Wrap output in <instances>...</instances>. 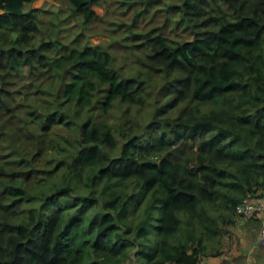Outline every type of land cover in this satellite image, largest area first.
I'll list each match as a JSON object with an SVG mask.
<instances>
[{"label": "trees", "instance_id": "1", "mask_svg": "<svg viewBox=\"0 0 264 264\" xmlns=\"http://www.w3.org/2000/svg\"><path fill=\"white\" fill-rule=\"evenodd\" d=\"M32 1L0 0V69L28 67L58 87L33 108L5 91L10 83L0 86V264H125L133 252L141 264H198L219 256L215 245L227 232L205 204L224 207L230 224L245 197L264 190V0L182 1L194 39L150 36L145 65L176 76V99L160 115L189 104L175 118L153 119L146 142L123 134L117 156L107 149L115 147L111 125L73 114L143 106L145 82L121 75L101 46H36L38 18L24 10ZM67 1L89 23L102 0ZM56 127L74 135L56 131L54 140ZM50 147L72 152L69 174L51 194L36 193L49 179ZM113 181L132 182L134 194L106 193ZM147 199L146 220L131 230V208Z\"/></svg>", "mask_w": 264, "mask_h": 264}, {"label": "rangeland", "instance_id": "2", "mask_svg": "<svg viewBox=\"0 0 264 264\" xmlns=\"http://www.w3.org/2000/svg\"><path fill=\"white\" fill-rule=\"evenodd\" d=\"M183 0H102L96 7V16L89 22L84 23L82 16L74 15L71 5L67 0H34L25 5V11H34L38 18L39 32L34 40L38 46L43 39L56 41L58 46L65 47L67 50L82 49L85 46H101L111 52L114 56L113 66L121 75L129 78H138L145 82L146 92L149 100L143 106L129 105L126 103L116 102L115 106L109 111L95 107L91 114L81 113L76 116V120L88 119L92 116L95 122H105L112 126V132L115 136V147L107 148L113 155H119L125 135L132 134L137 138L142 136L143 142L149 138L146 127L153 119L175 118L179 115L180 110L189 103L181 101L178 107L168 109L164 114L160 115L159 108L166 107L171 100L176 99V95L170 90V82H174L176 76L167 77L162 72H155L148 69L145 65V59L150 52V46L145 42L150 36L162 35L168 39L170 44H182L194 39L192 28L184 20L181 13V3ZM179 5V6H178ZM53 52H49L52 56ZM9 72V75H7ZM6 74L5 80L0 78V86L6 81L11 85L3 86L8 93L18 94L15 96L16 101L21 106L30 105L37 108L41 102L46 103L45 97L42 99L40 94H56L55 89L51 86V78L49 82L46 76L38 78L37 73H31L28 67H25L20 73L10 72L9 70L0 69V76ZM10 76V77H9ZM49 84V92L43 93L42 87L47 90ZM6 91V92H7ZM207 111L208 107L201 108ZM21 116L23 114L21 113ZM25 118V117H24ZM29 120V119H28ZM57 127L50 132V136L54 140H61L56 135ZM65 136L74 135L59 129L57 134ZM125 134V135H123ZM49 159V179L35 189L36 193H48L56 190L60 186L61 175L69 174L67 169V161H71V151L60 152L50 147L47 150ZM65 161L66 165L60 163ZM53 171V172H52ZM112 182L109 192H116L121 195H131L135 192V185L132 182H124L121 184ZM104 184V183H103ZM103 184L98 185L97 191L101 194ZM79 192L87 195V190L81 185ZM101 204V202H100ZM100 204L96 206L95 212L99 211ZM149 200H145L138 207L131 208L130 226L128 228L135 229L143 220H146V210ZM205 208L209 215L216 220L224 232H229L227 228V210L218 205H207ZM227 220V221H226ZM225 221V223H223ZM229 226V225H228ZM127 228V229H128ZM229 230H232L231 227ZM130 239L135 238V233L129 234ZM136 242L138 239H135ZM139 242V241H138ZM221 245L217 247L219 251L231 254L237 247H241L242 241L237 238V232L234 234L225 233L220 238ZM252 248V245H251ZM258 253H262V247H257ZM246 251H250L248 248ZM248 253V252H246ZM125 264H141L134 252ZM208 258H213L209 256ZM231 262V261H230ZM222 264H229L224 261Z\"/></svg>", "mask_w": 264, "mask_h": 264}, {"label": "crops", "instance_id": "3", "mask_svg": "<svg viewBox=\"0 0 264 264\" xmlns=\"http://www.w3.org/2000/svg\"><path fill=\"white\" fill-rule=\"evenodd\" d=\"M228 225L230 233L237 232V238L242 241L241 247H237L235 243L233 246L236 251L226 254L222 250L219 256L204 259L205 264H222L224 261H228L229 264H264V242L260 239L261 218L242 219L235 215ZM230 227L232 230H229ZM257 247H262L263 252L258 253ZM248 248L250 251H246Z\"/></svg>", "mask_w": 264, "mask_h": 264}, {"label": "built area", "instance_id": "4", "mask_svg": "<svg viewBox=\"0 0 264 264\" xmlns=\"http://www.w3.org/2000/svg\"><path fill=\"white\" fill-rule=\"evenodd\" d=\"M234 214L239 218H261L260 239L264 242V190L249 193L236 207ZM198 264H205L202 260Z\"/></svg>", "mask_w": 264, "mask_h": 264}]
</instances>
